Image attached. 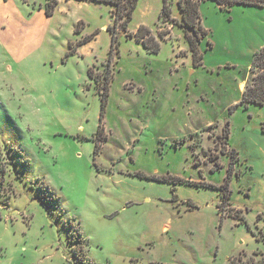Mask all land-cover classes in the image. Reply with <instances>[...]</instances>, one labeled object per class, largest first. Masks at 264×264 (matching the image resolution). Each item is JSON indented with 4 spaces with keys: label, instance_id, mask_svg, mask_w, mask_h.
Here are the masks:
<instances>
[{
    "label": "rangeland",
    "instance_id": "obj_1",
    "mask_svg": "<svg viewBox=\"0 0 264 264\" xmlns=\"http://www.w3.org/2000/svg\"><path fill=\"white\" fill-rule=\"evenodd\" d=\"M50 1L0 0V264H264V6L201 2L194 66L175 2Z\"/></svg>",
    "mask_w": 264,
    "mask_h": 264
},
{
    "label": "trees",
    "instance_id": "obj_2",
    "mask_svg": "<svg viewBox=\"0 0 264 264\" xmlns=\"http://www.w3.org/2000/svg\"><path fill=\"white\" fill-rule=\"evenodd\" d=\"M57 0H51L46 8V14L50 15L52 8L56 4ZM105 1L114 5L113 16L115 21L122 20L121 27H126L127 23L131 20L133 12L137 6L139 0H97ZM205 0H162L161 16L164 21L170 20L175 22L173 19V2L177 7L180 14L179 25L185 33L186 41L191 51L194 66L201 64L203 54L199 51L198 40L207 34V30L204 29L200 24L199 5ZM221 9L225 8V5L232 6L234 4H248L264 6V0H212ZM191 30V33L187 30ZM86 37L80 42L84 44L91 40L94 36ZM136 39L148 49L150 53H157L160 49V45L153 37L146 35H136ZM249 72L251 73L250 82L245 85L242 92V98L240 103L245 104H257L264 105V46L256 50L253 54L251 63L249 65ZM104 101V100H103ZM227 128H224V137L227 136ZM264 132V124L262 127Z\"/></svg>",
    "mask_w": 264,
    "mask_h": 264
},
{
    "label": "crops",
    "instance_id": "obj_3",
    "mask_svg": "<svg viewBox=\"0 0 264 264\" xmlns=\"http://www.w3.org/2000/svg\"><path fill=\"white\" fill-rule=\"evenodd\" d=\"M250 63H251V62H250ZM249 65H250V64H248L247 67H249ZM244 88H245L244 80H242V82L239 84V90H242V92H243Z\"/></svg>",
    "mask_w": 264,
    "mask_h": 264
}]
</instances>
